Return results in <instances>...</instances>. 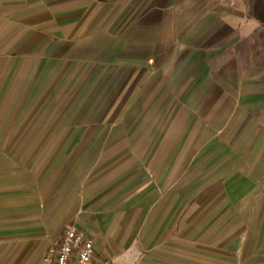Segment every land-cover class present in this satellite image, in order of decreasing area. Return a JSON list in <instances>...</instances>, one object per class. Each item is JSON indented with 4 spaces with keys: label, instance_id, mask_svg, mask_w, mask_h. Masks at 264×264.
I'll return each instance as SVG.
<instances>
[{
    "label": "crops",
    "instance_id": "0c3cea01",
    "mask_svg": "<svg viewBox=\"0 0 264 264\" xmlns=\"http://www.w3.org/2000/svg\"><path fill=\"white\" fill-rule=\"evenodd\" d=\"M71 228L93 264H264V0H0V264Z\"/></svg>",
    "mask_w": 264,
    "mask_h": 264
},
{
    "label": "built area",
    "instance_id": "2783aa9c",
    "mask_svg": "<svg viewBox=\"0 0 264 264\" xmlns=\"http://www.w3.org/2000/svg\"><path fill=\"white\" fill-rule=\"evenodd\" d=\"M92 241H85L75 228L69 229L57 246H49L42 256V264H93ZM95 264H113L111 261Z\"/></svg>",
    "mask_w": 264,
    "mask_h": 264
}]
</instances>
